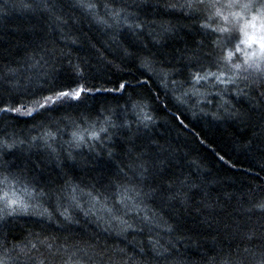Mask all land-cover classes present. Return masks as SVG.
Listing matches in <instances>:
<instances>
[{
  "label": "snow or ice",
  "instance_id": "snow-or-ice-1",
  "mask_svg": "<svg viewBox=\"0 0 264 264\" xmlns=\"http://www.w3.org/2000/svg\"><path fill=\"white\" fill-rule=\"evenodd\" d=\"M143 3L13 0L0 6V19H7L11 9L47 22L31 30L32 46L20 60L0 55L7 59L0 63V264H184L177 248L186 235L184 212L195 213L209 229L217 222L242 241H261L258 247L234 250L229 244L210 264H264V222L248 223L253 216L264 221V198L242 199L228 211L235 194L213 198L208 185L221 181H209L211 172L188 160L190 153H182L179 145L161 143L164 138L155 131L162 126L161 115L187 128L180 119H187L186 112L210 118V125H235L243 154L259 155L257 167L264 171V0H166L157 5L162 7L158 19L142 20ZM79 20L108 37L97 42L100 48L89 45L96 64L131 79L106 78L89 58L49 46L44 35L49 27L60 33L66 48L77 46L78 38L64 29ZM241 21L246 36L247 29L260 26L258 47L255 40L236 43ZM181 32L190 39L178 47L175 38ZM129 64L138 75L126 70ZM89 81L94 83L89 86ZM153 87L162 90L166 103L153 95ZM170 107L180 115L170 113ZM33 155L53 165L56 177L30 176L26 165L39 167ZM85 169L99 173L92 177L96 183L81 178ZM77 214L86 220L94 216L98 226L100 221L107 225L104 232L125 240L146 233V244L128 241L133 245L129 254L98 236L91 243L78 239ZM221 214L227 219H218Z\"/></svg>",
  "mask_w": 264,
  "mask_h": 264
},
{
  "label": "trees",
  "instance_id": "trees-1",
  "mask_svg": "<svg viewBox=\"0 0 264 264\" xmlns=\"http://www.w3.org/2000/svg\"><path fill=\"white\" fill-rule=\"evenodd\" d=\"M5 2L11 4L13 0H0V6ZM101 2H107V0H101ZM128 2L133 3L134 0H128ZM165 2L166 0H144L142 9L139 10L140 19H158L162 12V7H157V5L162 6ZM7 11V19H0V55L20 60L25 55V49H30L32 46L30 41L34 39V36L31 30H39L47 22L39 16L22 13L18 10L9 9ZM129 11L136 12L138 10L136 8H130ZM101 13H103V9H101ZM73 15L74 17H79L78 12L73 13ZM181 23H184V21H181ZM242 26L243 21L239 22L236 28V36L238 37L236 43H240L246 39L255 40L257 41L258 47L261 34L260 26L256 25L255 28L247 29V36L244 34V31H240ZM64 33L71 38H78V45L66 48L65 41L61 39L59 32L53 31L50 27L44 30V35L50 47L62 48L66 51L70 50L72 51L73 57L80 56L81 58H89L91 63L96 66V71L106 76V78L115 81L119 80L121 76H124L125 79H131V76H127L125 72H115V69L109 70L102 64H96L94 59L95 53L89 48V45L95 44L97 48H100V43H97L98 41L107 42L108 37L104 35L103 29L98 30L88 20H79L74 28H65ZM126 35L131 37L132 34L126 33ZM188 39L190 37L185 36L181 32L175 38L176 46L182 47L183 44L181 41ZM101 52H104V50L101 49ZM104 55L108 60L113 61V63L120 65L122 68L125 67L119 59H116L114 54L110 55L104 52ZM0 63H7V59H0ZM13 66L15 67L16 65ZM57 68H60L59 64H57ZM63 69L65 72L69 71L67 61L63 62ZM126 70L131 71L132 75H138L135 68L130 64ZM113 72H115V75H113ZM141 78L143 79V77ZM92 83L94 82L89 81V86ZM106 86L114 87L115 85L108 84ZM153 95H159L162 102H167L161 89L153 87ZM92 103L94 101H89V104ZM205 111H209V109L206 108ZM169 112H175L177 116L180 115L179 112H176L175 107H170ZM185 115L187 119H184L183 116L180 119L184 120L187 128L182 127L178 121H172L170 117L161 115L158 123L162 126L156 128L155 131L160 137L164 138L161 139V143L167 140L174 146L179 145L182 153H190L188 160L197 161L201 164L204 171L211 172V176L208 177L209 181L214 179L221 181L220 184L209 183L208 191L211 192L212 197H223L225 192L235 194L237 199L230 202L228 211H231L232 206L238 205L242 199L250 200L253 197L256 199L264 198V190H261L264 189V171H261L257 167V164L260 162V157L255 153L243 154L241 147L243 141L239 140L241 136L240 129L228 123H212L210 125V118H193L191 112H186ZM8 122L12 123L11 121ZM0 127H3V125H0ZM20 127L23 128V125H20ZM32 134L35 135L36 133ZM64 138L67 139V136ZM201 140L204 143H199ZM217 154L224 156V160L221 161ZM9 159L14 163H19L15 157H10ZM31 159L37 161L39 167L33 168L30 163L27 164L26 166L31 169L30 176L34 175L37 179L42 178L43 180H47L49 177H56L57 173L53 165L44 163L43 156H39L38 159V155H33ZM80 159L85 160L87 157H81ZM2 162L3 158H0V163ZM79 174L86 183H96V181L92 180V177H99L98 172H88L86 169ZM97 188H100L99 183H97ZM196 199H199V197H196ZM108 203L111 205V199L108 200ZM244 206L248 207L249 205L245 203ZM149 207H151L150 204ZM77 218L81 220L80 225L74 226L78 239L91 243L98 236L101 242L106 241L110 245H118L119 247L125 248L129 254L132 253L133 245L129 244L128 241H133L139 246L146 244V233L144 235H128L127 240H125L124 237H115L114 233L109 234L104 232L103 229L107 225L103 221H100L98 226L94 216H90L86 220L82 215L77 214ZM125 218L128 219V217ZM218 219H227V217L225 214H221V217ZM198 220L199 218L195 213H183V219L181 220L183 224L182 231L186 235L181 243L177 245V248L183 256L184 264H210L212 258L217 257L222 248L224 250L228 249L229 244H232L234 250L237 245L240 247H258L261 243L257 239L250 244L247 240L242 241L240 236L235 233L223 231L222 225L217 222H213V227L209 229L207 225L198 223ZM130 222L132 221L130 220ZM241 222L243 223V221ZM261 222L264 221L256 216H253L248 221L250 227L253 224ZM136 224L139 226V220H136ZM161 236L163 241L168 239L163 234Z\"/></svg>",
  "mask_w": 264,
  "mask_h": 264
}]
</instances>
